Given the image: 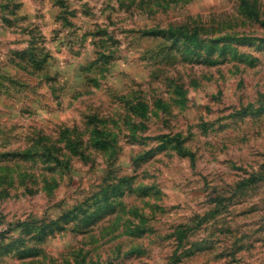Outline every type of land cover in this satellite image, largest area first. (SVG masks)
I'll return each instance as SVG.
<instances>
[{
    "label": "rangeland",
    "instance_id": "obj_1",
    "mask_svg": "<svg viewBox=\"0 0 264 264\" xmlns=\"http://www.w3.org/2000/svg\"><path fill=\"white\" fill-rule=\"evenodd\" d=\"M0 264H264V0H0Z\"/></svg>",
    "mask_w": 264,
    "mask_h": 264
}]
</instances>
